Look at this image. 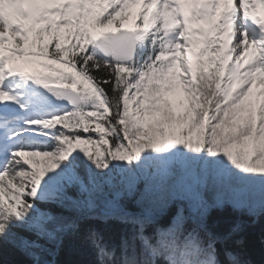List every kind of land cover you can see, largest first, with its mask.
Returning <instances> with one entry per match:
<instances>
[{
  "label": "snow or ice",
  "instance_id": "snow-or-ice-1",
  "mask_svg": "<svg viewBox=\"0 0 264 264\" xmlns=\"http://www.w3.org/2000/svg\"><path fill=\"white\" fill-rule=\"evenodd\" d=\"M262 220L264 0H0V264H264Z\"/></svg>",
  "mask_w": 264,
  "mask_h": 264
},
{
  "label": "trees",
  "instance_id": "trees-1",
  "mask_svg": "<svg viewBox=\"0 0 264 264\" xmlns=\"http://www.w3.org/2000/svg\"><path fill=\"white\" fill-rule=\"evenodd\" d=\"M251 232H254L257 237L264 232V220H262L260 223L256 224L255 226H253L252 228L249 229ZM70 257L68 256V254L66 252H62L58 257H56V259L60 260V261H64L69 259ZM75 259H80V260H86L87 256L86 255H81L78 257H74ZM251 259L254 260H261L262 256H261V251H260V247L259 245H257L256 251L255 253L250 257ZM9 259L14 261L15 264H23L25 257L22 254L19 253H12L9 255ZM49 259H52L51 257H49Z\"/></svg>",
  "mask_w": 264,
  "mask_h": 264
},
{
  "label": "rangeland",
  "instance_id": "rangeland-1",
  "mask_svg": "<svg viewBox=\"0 0 264 264\" xmlns=\"http://www.w3.org/2000/svg\"><path fill=\"white\" fill-rule=\"evenodd\" d=\"M135 7H137V6H139V5H134ZM134 6H132L131 8H130V10L131 9H133V7ZM130 10H129V12H130ZM128 16H129V13H128ZM129 17H132V16H129ZM133 19L135 18V16L134 17H132ZM128 19V18H127ZM133 19H128V20H133ZM182 94L181 93H179V92H174V93H171L170 94V96L172 97V98H178V97H180ZM133 107H135V106H133Z\"/></svg>",
  "mask_w": 264,
  "mask_h": 264
},
{
  "label": "bare ground",
  "instance_id": "bare-ground-1",
  "mask_svg": "<svg viewBox=\"0 0 264 264\" xmlns=\"http://www.w3.org/2000/svg\"><path fill=\"white\" fill-rule=\"evenodd\" d=\"M139 9H140V5L137 7L134 6L133 9L130 10L129 16L135 15L139 11Z\"/></svg>",
  "mask_w": 264,
  "mask_h": 264
}]
</instances>
